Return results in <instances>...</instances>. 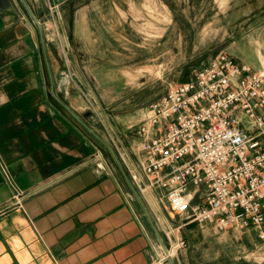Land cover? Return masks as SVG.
<instances>
[{
  "label": "crops",
  "instance_id": "crops-1",
  "mask_svg": "<svg viewBox=\"0 0 264 264\" xmlns=\"http://www.w3.org/2000/svg\"><path fill=\"white\" fill-rule=\"evenodd\" d=\"M51 1L74 23L66 34L84 46L94 2L69 15L80 0ZM23 2L0 0V153L23 193L20 205H10L14 192L0 175V264H151L153 215L161 206L137 193L112 153L102 157L110 147L80 118L83 74L72 65L75 77L60 79L53 31L43 33L44 41L31 23V11L42 17L39 0ZM227 54L256 71L264 42L233 43ZM196 226H184L183 235Z\"/></svg>",
  "mask_w": 264,
  "mask_h": 264
},
{
  "label": "rangeland",
  "instance_id": "rangeland-1",
  "mask_svg": "<svg viewBox=\"0 0 264 264\" xmlns=\"http://www.w3.org/2000/svg\"><path fill=\"white\" fill-rule=\"evenodd\" d=\"M77 2L67 8V14L94 2L88 36L79 48L75 38L66 34L67 24L71 25L70 30L75 28L73 22H65L61 4L39 0L42 17L28 13L42 40L45 41L43 33H54L55 58L63 68L60 79L75 77L72 65H77L76 71L83 74L85 85L77 83L86 103L80 118L87 129L95 128L103 144L110 147L102 148V157L111 158L112 153L126 173L125 163L137 165L139 161L137 126L147 106L161 97L166 87L188 80L217 54L228 53L233 43L264 42V0ZM255 72L264 76V64ZM123 154L125 162L120 158ZM96 155L97 151L93 153L94 159ZM0 175L14 192L9 204L20 205L23 193L11 180L1 153ZM158 205L164 207L162 203ZM164 214L168 222L180 224L168 210ZM180 232L186 247L180 251L178 262L264 264V239L254 228L218 232L212 225L204 224L186 232V236Z\"/></svg>",
  "mask_w": 264,
  "mask_h": 264
},
{
  "label": "built area",
  "instance_id": "built-area-1",
  "mask_svg": "<svg viewBox=\"0 0 264 264\" xmlns=\"http://www.w3.org/2000/svg\"><path fill=\"white\" fill-rule=\"evenodd\" d=\"M136 132L139 161L125 163L128 176L146 202L164 204L153 215L151 264H179L186 247L180 230L192 223L218 232L254 228L264 239L263 75L219 53L166 87Z\"/></svg>",
  "mask_w": 264,
  "mask_h": 264
},
{
  "label": "water",
  "instance_id": "water-1",
  "mask_svg": "<svg viewBox=\"0 0 264 264\" xmlns=\"http://www.w3.org/2000/svg\"><path fill=\"white\" fill-rule=\"evenodd\" d=\"M72 115H73L75 118L78 119V117H77L75 114L72 113ZM169 263H170V264H175V263H174L173 261H171V260L169 261Z\"/></svg>",
  "mask_w": 264,
  "mask_h": 264
}]
</instances>
